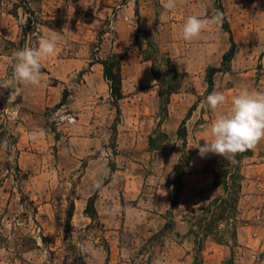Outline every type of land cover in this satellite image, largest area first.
<instances>
[{
    "label": "rangeland",
    "instance_id": "rangeland-1",
    "mask_svg": "<svg viewBox=\"0 0 264 264\" xmlns=\"http://www.w3.org/2000/svg\"><path fill=\"white\" fill-rule=\"evenodd\" d=\"M38 1L0 0L4 17L27 18L20 25L16 41L0 39V50L10 57L0 59V86H10L0 87V264H264V192L260 191L264 184L257 183L258 178L247 177V157L241 165L242 179L237 183L241 187L237 189V211L232 219H220L219 211L214 215L200 210L225 195L222 187L220 193H211L215 198L208 204L186 206L181 198L183 176L195 150L187 149L183 154V142L177 134L159 128L152 134L156 146L171 149L169 154L154 152L149 146L142 148L147 140L142 129L135 136L140 149L121 150L118 126L122 114H118L100 63L122 54L123 70L124 65L138 63V57L142 61L151 57L149 72L159 95L182 81L178 92L187 102L190 99L186 93L206 87L204 96L191 98L197 103L210 94L206 76L211 66L194 73L182 71L170 50H164L161 44L184 41L180 29L188 16L210 19L219 12L227 17L238 49L230 70L215 76L213 91L222 92L229 100L242 89L264 91V21L255 20L264 18V8L257 14L254 0H177L176 7L168 10L161 0H133L135 15L130 28L116 23L126 18L118 17L121 8L110 5L109 0H68L60 13L51 6L54 11L48 14H43V8L38 10ZM98 7L107 10L103 20L110 24L105 31L95 27ZM144 17L149 22L160 19L163 26L157 30L158 39L151 31L142 29L139 33ZM173 23L178 25L171 26ZM41 25L58 28L65 37L58 41L59 54L41 59L40 84H27L24 90V84L13 79V54L37 45L38 37L44 34L38 30ZM132 30L135 38L140 35L136 39L137 44L142 42L140 55L131 54L132 47L115 51L113 43L120 34H124V45ZM107 31L112 34L104 39ZM206 32L224 33L225 39L219 43L221 48L229 46L225 53L230 50L231 34L223 28V22L210 25L201 35ZM150 38L158 52L149 48ZM241 46L246 49L242 51ZM183 47L174 49L180 52ZM50 60L60 64L56 72L44 64ZM222 62L223 57L219 67ZM153 66L159 78L154 76ZM172 70L186 77L176 79L169 74ZM141 89L144 86L136 84V92ZM66 90L67 104L58 107ZM176 110L187 114L190 107L177 104ZM203 110L212 111L205 106ZM160 113L163 115L161 107ZM263 143L264 139L258 144ZM178 145L176 154L173 150ZM260 152L264 154V150ZM114 162L117 170L112 176L110 167ZM231 162L215 154L204 171L213 173L215 182V174L235 170L234 165L228 166ZM132 176L137 180L128 186L126 182ZM162 185H174L173 197L167 189L161 191ZM125 193L136 198L125 201ZM93 196L96 213L88 214ZM255 208L262 209L260 215L253 212ZM166 224L169 228L162 231Z\"/></svg>",
    "mask_w": 264,
    "mask_h": 264
},
{
    "label": "crops",
    "instance_id": "crops-1",
    "mask_svg": "<svg viewBox=\"0 0 264 264\" xmlns=\"http://www.w3.org/2000/svg\"><path fill=\"white\" fill-rule=\"evenodd\" d=\"M67 1L68 0H40L37 2V5L39 7L38 10L40 11L41 8H43L42 11L43 14H48V12H52L54 10L60 13L61 12L60 9L65 8L67 6ZM81 1H85L89 3V0H81ZM75 2H78V0H75ZM108 2L112 6H118L119 8H121L118 17L123 15V17L126 18V20L123 19L118 20L116 21V23L117 24L124 23L126 26L131 28L133 17L135 15V9L133 7L134 1L109 0ZM252 2L254 3L255 5L254 8L256 9L258 14L260 9L262 10V8H264V0H254ZM51 6H54V10L51 9ZM99 7L97 8L98 11L97 15L99 17L97 20L98 25L95 27L98 29L97 31H105L107 25L110 24L106 20H103L107 18V10H103ZM108 9H111V7ZM4 15L5 13H0V39H10L12 41H16L19 38L20 25L22 23H25L27 18L25 19L22 16L14 17L11 15L4 17ZM255 20L256 23H260L264 21V18L259 20L258 17H256ZM159 22L160 19L155 18L154 22H149L144 17V19L142 20V29L146 31H151V33L154 34L155 38L158 39L157 30L160 26H163L162 24H159ZM174 25L177 26L178 24L173 23V25L171 26ZM38 30L44 33L41 35V37L58 35L59 36L58 41L61 40V36L65 37L64 33L60 29L47 27V25H41V27ZM92 32H94L93 29ZM110 34H112V31H107V33L104 36V39L106 36ZM255 34L257 35V33ZM200 37L201 38L193 39L192 40L193 42L192 41L180 42L178 39L171 40L172 42L170 43V46H167L164 43H162L161 46L166 51L170 50L171 56L174 58L176 65H178V68L182 71L188 73H194L200 70L205 71L210 66L219 67L224 53L227 51V48H229L228 45H224V47L221 48V44L219 43V40L221 38L225 39V34L222 32H218L217 34L216 33L211 34L209 32L208 33L206 32L202 34ZM256 37H259V35H257ZM123 39H124V34L121 33L120 36L116 39V41L113 43L115 51H120L123 48L132 47L133 49L131 54L135 53L138 55L139 53H141L142 50L140 46L142 42L140 41V45L136 43L134 30H132L130 35L126 38L127 40L124 45H123L124 42ZM182 45L184 47L180 52L177 49L176 50L174 49V47L178 48L179 46ZM56 49L58 50L55 53L59 54L61 45L58 44ZM241 49L243 51L246 49V47L241 46ZM253 53L255 52H252L251 54ZM2 58H10V57H7L4 54V52L0 50V59ZM141 59H142L141 57H138V60H140L138 63L135 64L129 63L127 65H124L122 70L123 90L125 97L120 101L121 111H122V121L118 126V143L120 149L123 151H129V150L136 151L140 149L139 143H137L135 140V136L138 134L137 130L139 129L146 131L147 140L146 142L144 141L142 148H145L147 146L150 147L149 139L150 136L154 134L153 132L155 131V129L159 128L161 129V131L167 134H174V133L177 134L180 124L188 114V113L187 114L183 113L181 115L180 113H178L176 110L177 104L180 107L182 105L186 108L190 107V109L193 105L197 104V108L193 112L192 117L187 121L188 147L191 144L195 143L199 138L207 136L209 132L210 124L214 120L215 116L220 112L226 111L230 107L231 100H229L228 96L225 95L227 101L223 105H220L216 110L204 111L203 102L205 101V98L199 100V102L197 103L195 102L196 99L191 100V98L193 97L196 98L197 96L200 95L204 96L206 87H204V90H201L200 87H196L195 88L196 90L186 93L185 95L189 97L190 102H187V100H184L182 98L183 93L181 92L174 93L171 96V101L169 104V115L164 121H161L162 118L160 113L161 102H160L158 86L155 84L156 82H154V79L149 72L151 68L150 62L142 61ZM44 64L48 67V69L54 72H56L60 67V64L53 60L44 62ZM142 71H146L147 73L146 76L143 75ZM136 84H142L144 86V89H141L140 91L136 92L135 90ZM23 86H24V90H26L27 84H24ZM180 99L183 100L182 103L179 102ZM199 119H202L201 123H199ZM26 130L27 132H30V128L27 126H26ZM203 143L204 140L201 139L200 144L203 145ZM178 149H179V145L178 148H175L173 150V152L177 154ZM187 149H193L195 151L194 153H192L191 162L186 167V172L183 176L184 187L182 189L181 198L184 199V201L186 202V206L195 207L200 205L201 202L204 204L205 203L208 204L211 200L215 198V197L211 198V193L212 192L220 193L221 190V187H217L214 184L213 173L204 171L205 167L208 165L210 161V158L215 154L208 153L205 157H201L198 154V149L196 148H187ZM261 149L262 151L264 150V143L262 144V146H260V144H257V146L254 148L253 155L245 159L247 161L245 168L248 170L247 172L249 173V175L247 174V177L250 176V177H254V179L255 178L260 179L256 181L257 183H260V185L264 184V181H261L264 180V175H261L262 173H264V154L260 152ZM153 151L165 153L162 155H166V153L169 154L170 152H172L171 149H168L167 147H157ZM178 157H180V155ZM175 175L176 172L174 171L172 173V176L174 177ZM132 177L133 178H129L128 181L126 182L128 186L130 185V183L135 182L137 180V176H132ZM115 180H117V178ZM173 187L174 185L171 186L162 185L161 191L163 192L164 189H167L171 195V191ZM260 191L264 192V190H260ZM260 191L258 192L260 193ZM171 197L173 196L171 195ZM135 198L136 196H132L128 193L124 194L125 201H133ZM197 200H200V202H196ZM163 201H164L163 198H161L162 206H163ZM170 201L171 204L172 200ZM170 204L168 202L166 203V206L169 207ZM261 211H262L261 208L253 209V212L258 213L259 215ZM162 213L163 211H161V214ZM182 223H186V222L183 221ZM260 239L262 240V238Z\"/></svg>",
    "mask_w": 264,
    "mask_h": 264
},
{
    "label": "clouds",
    "instance_id": "clouds-1",
    "mask_svg": "<svg viewBox=\"0 0 264 264\" xmlns=\"http://www.w3.org/2000/svg\"><path fill=\"white\" fill-rule=\"evenodd\" d=\"M177 0H161L165 9L176 7ZM255 6V5H254ZM222 13L217 12L210 19L196 15L186 18L180 29L181 38L191 42L199 38L210 25L222 23ZM59 36L38 37L35 47H25L14 52L13 79L17 84L39 85L41 81V59L55 54ZM0 87H10L2 85ZM227 101L219 91H213L205 98L204 106L216 110ZM203 139V145L200 140ZM264 139V91L242 89L230 101V107L218 113L211 122L207 136L199 138L189 148L198 149V154L205 157L208 153L223 156L234 161L235 156L254 149ZM88 254L82 251L81 254Z\"/></svg>",
    "mask_w": 264,
    "mask_h": 264
},
{
    "label": "trees",
    "instance_id": "trees-1",
    "mask_svg": "<svg viewBox=\"0 0 264 264\" xmlns=\"http://www.w3.org/2000/svg\"><path fill=\"white\" fill-rule=\"evenodd\" d=\"M32 11V10H31ZM223 11V7H222ZM33 13V12H32ZM138 17L140 15L139 10L136 11ZM223 28L227 30L231 34V41H232V46L230 50L225 53L223 56V62L221 67H215L211 66L208 69L207 76H206V82L208 84V93L213 92L214 87H215V76L218 73L228 71L230 70V64L233 61L238 45L234 40L232 29L230 26V23L227 19V17H224L223 20ZM30 23H34V21L30 20ZM142 28H139V33H141ZM27 31L25 32V36ZM24 36V37H25ZM140 35L138 34L136 39L139 40ZM148 45L149 48L154 49L155 51L158 52V47L157 44L152 40L151 38L148 40ZM121 57L122 54L120 55H112L110 58L101 60L100 63L104 66V75L105 78L108 80L111 88V93L112 97L114 99V102L117 106V111L118 114L121 116L122 111L120 107V101L124 99V92H123V77H122V65H121ZM147 60H152L151 57H148ZM172 69H174L171 66ZM153 74L156 78H159L158 73L156 71L155 66H153ZM169 74H171L174 78H181V77H186V74H183L177 70H172ZM173 79V78H172ZM183 86V82H177V84H172L169 88V90L162 91L160 93V98H161V112L163 115H161V121H164L168 115H169V109L168 105L170 104L171 101V96L174 93H177ZM69 97V92L68 90L65 91L64 98L61 103L58 104V107L64 106L67 104V100ZM197 104L193 105L191 109L189 110L186 118L182 121V123L179 126L177 135L182 140L183 142V154H186L187 151V146H188V128H187V121L192 117L193 112L196 110ZM120 120V117L118 118V121ZM167 135V134H166ZM150 149L154 150L157 148L156 143V136L151 135L150 139ZM253 155V149L248 150L244 153H239L235 156V159L233 162H231L230 165L228 166H235V170L233 172H228L224 171L222 174H215V186L217 187H222L224 189L225 195L220 196L215 198L210 205L207 208H201L200 210L205 212L206 214H216L217 211L220 212L219 216L220 219L222 220H230L233 218V214L236 213L237 211V204H238V187H241L240 184H237L239 180L242 179V175L240 173L241 171V165L244 157L252 156ZM183 160V156L181 158ZM180 160V161H181ZM112 176L115 174L117 170V163L114 162V164L110 167ZM231 180V182H230ZM232 184V186H231ZM231 191H235L233 194H231ZM96 201V196H93L90 198L88 208H87V213L88 214H94L96 213L94 204ZM214 221L210 222V225L213 224ZM169 228L168 224L165 225L162 231L167 230Z\"/></svg>",
    "mask_w": 264,
    "mask_h": 264
}]
</instances>
